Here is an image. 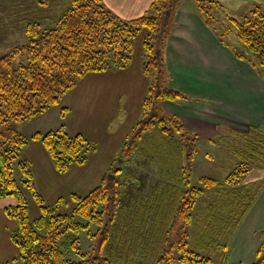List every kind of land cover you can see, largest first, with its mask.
I'll return each instance as SVG.
<instances>
[{"label":"trees","instance_id":"obj_1","mask_svg":"<svg viewBox=\"0 0 264 264\" xmlns=\"http://www.w3.org/2000/svg\"><path fill=\"white\" fill-rule=\"evenodd\" d=\"M66 1L46 26L39 18L26 19V41L0 52V198L17 200L6 213L18 221L11 237L19 249V256L5 264H216L205 249L214 243L215 230L224 221L218 206L208 205L203 231L192 236L188 230L198 198L206 191L189 181L200 137L163 108L164 101L185 97L168 85L162 60L180 0H153L145 14L132 19H123L103 0ZM38 2L48 5L51 0ZM195 2L223 42L225 34L236 29L243 45L232 46L238 58L264 68V6L256 5L242 19L226 15L225 22L216 14L222 8L218 1ZM143 29V69L150 78L157 72L150 79L141 117L117 155L123 165L113 164L89 193H74L72 209L62 212V198L45 203L30 162L22 157L23 148L30 138L40 139L56 169L66 172L73 163L85 164L96 143L82 133L70 134L64 124L28 138L13 122L29 121L59 104L89 72L127 68ZM235 132L247 138L235 151L237 161L224 180L202 177L206 187L234 183L253 163L262 166L264 133L255 128ZM146 164L157 167L159 187L138 194L135 187L145 180L139 170ZM16 167L22 172L20 179L15 177ZM233 186L230 200L222 206L227 214L241 209L238 198L245 186ZM25 191L40 207L35 219L29 216ZM81 232L86 233L84 240ZM261 237L251 264H264V231Z\"/></svg>","mask_w":264,"mask_h":264},{"label":"crops","instance_id":"obj_2","mask_svg":"<svg viewBox=\"0 0 264 264\" xmlns=\"http://www.w3.org/2000/svg\"><path fill=\"white\" fill-rule=\"evenodd\" d=\"M103 1L123 19H132L145 14L153 0ZM216 1L222 5L217 16L225 22L226 15L242 19L256 5L264 6V0ZM233 30L237 35L232 28L223 42L207 24L195 0H180L162 46L168 85L185 95L164 101L163 108L176 115L201 141L211 144H215L216 137L234 131L246 133L255 128L264 133V70L235 55L232 46L243 45L240 40L237 44L226 38ZM145 35L143 41L135 42L133 60L127 68L85 74L59 104L26 121L35 122L40 132L55 129L64 121L70 133H82L97 145L85 164H73L66 173L56 169L42 141L33 140L24 146L22 156L31 163L34 182L46 204H55L60 198L65 201L88 184L92 185L91 191L94 179H103L141 117L150 85L143 69ZM236 161L234 152L232 162ZM29 199V207L38 208L40 215L39 205L32 197ZM16 203V198H0V264L19 256L11 237L18 221L6 213V207Z\"/></svg>","mask_w":264,"mask_h":264},{"label":"rangeland","instance_id":"obj_3","mask_svg":"<svg viewBox=\"0 0 264 264\" xmlns=\"http://www.w3.org/2000/svg\"><path fill=\"white\" fill-rule=\"evenodd\" d=\"M66 3V0H51V3L48 5L41 4L38 0H0V52L7 51L14 45L26 41V19L39 18L42 21V25L46 26L60 13ZM145 33H147V30L143 29L138 34L136 44L138 41H143ZM226 38L240 44L239 38L234 30L232 34L230 33ZM144 60H146L145 55ZM258 67L260 70H264L262 67ZM156 72L157 71L152 72V77H149L151 80L154 78ZM81 80L82 78L79 82ZM54 118L55 117H53L52 120ZM13 124L19 132L28 138L32 136L33 132L37 131V124L35 122H31L30 124H27L26 121L13 122ZM61 124H64V121ZM64 126L66 127V125ZM66 129L69 132L67 127ZM70 130H73L72 127H70ZM171 134L179 138L176 131L172 130ZM215 139L216 145L211 144L208 140H199L197 142L199 151L194 156L189 181L192 185L204 187L206 191L198 198V202L193 209L195 219L188 227V230L192 236L195 235V233L203 231V221L210 210L208 205L210 203H215L220 210V216H224V221L219 223L217 230H215L216 233L212 237L214 243L205 249L206 252L212 255L216 264H251L253 260L256 259V252L262 239L261 232L264 231V162H260L262 166H257L256 163H253L250 169H248V171L246 170L245 173L239 177V181H237V178L235 182L231 184L225 183V185L222 184L223 186L219 187L216 185L206 187L201 182V178L204 176L209 175L221 180L228 177L234 165L232 162L234 159V152L239 148L242 149L245 143L244 141L247 140V138L237 135L236 133L219 136ZM33 140L40 139L30 138L27 144L30 145L33 143ZM120 159V157L116 156L113 164L116 166L123 165ZM142 167V170L139 171L145 174V180L141 186L135 187L136 192H140V194L147 193L148 191L150 192L152 189L155 190L159 187L157 186V182L159 181V176H157L158 174L156 173L157 167L155 168L153 164H146V166ZM14 172L15 177L18 178L19 168L16 167ZM93 182V186L95 187L101 181L98 182L97 179H94ZM233 185H237L238 187L245 186V190L239 194L238 198V201H240V211L238 213L227 214L222 211V206L230 200L228 197V190L231 191L234 187ZM91 186V184H88L84 188L80 187L77 189V193L85 195L90 191ZM26 197L29 202V198H33L29 191L26 192ZM73 205L74 202L72 196H70L65 198V203L60 205L59 210L62 212L69 211L72 209ZM29 216L31 219L38 217V208L35 209L33 206L29 207ZM11 218L17 222L16 218ZM80 234L81 238L84 240L86 233L81 232Z\"/></svg>","mask_w":264,"mask_h":264}]
</instances>
